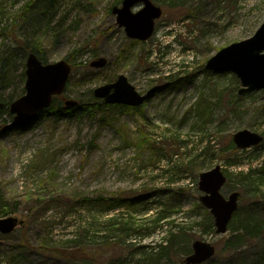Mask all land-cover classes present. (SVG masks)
I'll use <instances>...</instances> for the list:
<instances>
[{
    "label": "rangeland",
    "instance_id": "rangeland-1",
    "mask_svg": "<svg viewBox=\"0 0 264 264\" xmlns=\"http://www.w3.org/2000/svg\"><path fill=\"white\" fill-rule=\"evenodd\" d=\"M30 1L0 0V23L20 26L48 63L71 60L66 98L103 103L94 90L121 75L149 97L134 109L45 113L24 131L0 134V204L23 220L0 233V264L18 244L16 264H185L197 240L216 247L205 264H264V142L240 150L233 140L245 130L264 137V90L239 95L236 74L206 69L220 50L256 34L264 0H153L164 14L148 41L116 23L111 10L121 1L55 0L52 19L41 15L35 26L34 10L19 21ZM13 46L0 37V64ZM98 58L105 69L90 66ZM17 61L1 83L4 103L26 91L27 60ZM54 103L65 106L61 97ZM4 117L0 125H11ZM216 166L227 174L222 196L241 195L225 235L201 203V174ZM104 198L140 202L110 210ZM156 208L173 214L156 224ZM249 216L260 230L248 235ZM63 250L84 260L54 256Z\"/></svg>",
    "mask_w": 264,
    "mask_h": 264
},
{
    "label": "water",
    "instance_id": "water-1",
    "mask_svg": "<svg viewBox=\"0 0 264 264\" xmlns=\"http://www.w3.org/2000/svg\"><path fill=\"white\" fill-rule=\"evenodd\" d=\"M144 3L141 12L134 13L132 8ZM118 16L117 23L125 27L130 38L147 41L153 37L156 20L162 18L163 10L156 6L152 0H124L123 7L113 9ZM26 67V95L12 102L10 114L15 116L13 124L24 126L31 123L39 114L53 104L54 98L66 92L68 80L72 74V67L65 59L54 64H44L35 53L28 57ZM207 70L215 72H233L241 80L240 95L264 90V23L257 33L248 40L234 43L230 47L220 50V53L207 63ZM108 60L98 58L91 63L95 69L107 67ZM3 75L0 72V83ZM1 85V84H0ZM97 99H103L106 105H120L131 108L141 107L148 100L132 85L125 75H121L114 83L100 86L94 90ZM66 107H76L79 102L68 99ZM7 106L0 102V111ZM239 149L257 146L264 141L258 133L249 130L241 131L234 136ZM227 177L222 168L217 166L214 170L204 172L200 178V190L204 193L201 198L202 205L207 207L215 218L218 234L228 233V226L233 215L239 209V192L232 193L229 199L221 194ZM23 221L17 217L0 219V232L3 235L13 233ZM193 254L188 256L185 264H204L216 255V248L206 242L196 241Z\"/></svg>",
    "mask_w": 264,
    "mask_h": 264
},
{
    "label": "trees",
    "instance_id": "trees-1",
    "mask_svg": "<svg viewBox=\"0 0 264 264\" xmlns=\"http://www.w3.org/2000/svg\"><path fill=\"white\" fill-rule=\"evenodd\" d=\"M49 2H46V4H41L39 3V0L37 1H30V3L27 6V11L25 12V14H21L19 21L21 22L22 20H25L26 18V13L30 12L32 10L36 11L34 14L35 17H33V25H38V17L39 16H48V21L52 19L53 17V9L55 7V0H47ZM119 1V0H118ZM49 3V4H48ZM38 11V12H37ZM20 32V26H18L17 24H13L12 26L9 27H4L1 25L0 23V37L1 38H6V39H10L12 44L14 45L13 49L10 51V53L5 57L3 56V60L1 61L2 63L0 64V67L2 68L1 73H3V80L6 77V69L7 67L11 66L12 67H16L18 64L17 59H22V61H24L25 59H27V57L32 54V52L36 53L39 57L40 60H42L44 63H48L47 60L45 59V55H44V49L42 48L41 44H37L35 42H32L29 38L24 37L22 34H19ZM9 35H12V37H9ZM69 60V62L71 63V60L69 58H67ZM25 62V61H24ZM5 71V72H4ZM69 86V85H68ZM13 101L10 100L9 102L6 103L7 106H9V104H11ZM94 104L89 103V104H84V102H81V104L78 106V108H73V109H69V108H65L63 106L60 107H55V105L49 109L46 110L45 113L47 114H53L56 117H68V116H73V114L79 112V111H89L90 109H94V108H100V106H104L105 104L102 102H97V101H93ZM45 113L43 115H45ZM8 115V117L11 118L10 114H9V110L5 109V110H1L0 111V123L2 122V120H4V116ZM29 125H24V127H11V126H4L3 124L0 125V134L2 133H11L13 131H24L26 128H28ZM148 200V199H147ZM88 201V200H87ZM99 202H103L105 205L104 209H116V208H128V209H132V207L136 204L135 202H139L140 201H133V200H121V199H98ZM157 207V206H156ZM103 209V210H104ZM147 210V209H146ZM9 208L8 205L4 202H2L0 204V218H5L7 214H9ZM156 213H157V218L154 219V223L158 224L161 223V221H168L166 220L169 216H172V212L169 213L166 210H159L156 208ZM148 215V214H146ZM177 222V220H173L172 224H175ZM148 222H146L147 224ZM253 223V218H251L250 216L247 218L246 220V228H247V234L249 235L250 231H258L260 230V228H258V224H256L255 226H252ZM145 224V225H146ZM114 225L115 224H110V231H112L114 229ZM128 227V226H125ZM144 227V226H143ZM143 227H140V229H142ZM128 228H126L127 230ZM237 239H243L242 235H239L237 237H235ZM162 241V240H161ZM27 246L28 242L27 239L25 238L23 241ZM163 246V244L161 243V247ZM24 246L21 244L18 245H12L11 247H9V252L7 254V264H16V261H19V257H17V253L20 254H24L22 252H24ZM58 253V254H57ZM58 255L60 256H64L66 258H70V257H79L80 259L82 258L84 260V252L83 253H74V254H70L67 251L63 250V251H57L56 254H54L55 257H57ZM21 257V256H20ZM95 258V257H94ZM92 259V258H91ZM23 264H28L26 261Z\"/></svg>",
    "mask_w": 264,
    "mask_h": 264
}]
</instances>
